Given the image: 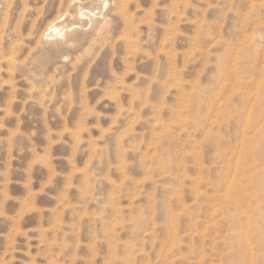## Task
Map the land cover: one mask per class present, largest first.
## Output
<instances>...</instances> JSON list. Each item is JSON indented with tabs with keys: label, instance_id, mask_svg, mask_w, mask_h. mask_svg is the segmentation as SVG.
I'll return each instance as SVG.
<instances>
[{
	"label": "rangeland",
	"instance_id": "rangeland-1",
	"mask_svg": "<svg viewBox=\"0 0 264 264\" xmlns=\"http://www.w3.org/2000/svg\"><path fill=\"white\" fill-rule=\"evenodd\" d=\"M103 1L0 0V264H264V0Z\"/></svg>",
	"mask_w": 264,
	"mask_h": 264
},
{
	"label": "bare ground",
	"instance_id": "bare-ground-1",
	"mask_svg": "<svg viewBox=\"0 0 264 264\" xmlns=\"http://www.w3.org/2000/svg\"><path fill=\"white\" fill-rule=\"evenodd\" d=\"M72 1V0H71ZM77 1V0H76ZM115 1H117V6H116V8H115V11H119L120 12V15H121V12L123 11V9L127 6V2H126V0H124V1H122V0H115ZM81 2H82V0H81ZM96 2H97V0H96ZM71 3V2H70ZM72 3H74V2H72ZM98 3V2H97ZM103 3L104 4H108L107 3V0H104L103 1ZM101 7V6H100ZM67 13V12H66ZM65 13V14H66ZM94 17H96L95 16V14H94V10L92 11V10H83V9H78V10H76L75 11V18L77 19V21H79V22H83L84 20H88L89 21V24H91V26H94V29L96 28L95 27V25H96V23H97V20L94 18ZM105 17V16H104ZM62 18L63 17H59L58 19H55V21H53L50 25H48L47 27H48V29L46 30V35H45V37H49V36H53V37H56V36H60L61 35V37L62 38H65L66 37V33L67 32H65L64 30H65V26H62V25H60L58 22H56L57 20H62ZM99 21V20H98ZM85 22V21H84ZM105 23V22H104ZM88 24V25H89ZM99 24V23H98ZM110 25V24H109ZM108 25V26H109ZM103 27V26H102ZM101 27H98V28H96L95 30H97L98 32L99 31H101L102 30V28L100 29ZM42 38V37H41ZM44 40H45V38H44ZM73 40H71V39H69V40H66L65 42L66 43H70V42H72ZM75 41V40H74ZM12 60V59H11ZM11 60H8V62L10 63V62H12ZM40 62V61H39ZM45 63V62H44ZM240 63V62H239ZM223 64H224V73H228V69H227V67H226V65H228V61H226V60H224L223 61ZM251 64V63H250ZM45 65V64H44ZM239 65V64H238ZM11 66V65H10ZM37 66V65H36ZM220 66V65H219ZM39 67V66H38ZM43 67V66H42ZM238 68V67H237ZM240 68V67H239ZM238 68V69H239ZM252 68V67H251ZM262 68V67H261ZM38 69V68H37ZM247 69V68H246ZM40 70H42V69H40ZM256 70V68H254V66H253V69H252V72L253 71H255ZM261 70V69H260ZM242 71H245V70H242ZM253 74H255V73H253ZM245 78V77H244ZM221 79H222V77H221ZM250 79V78H249ZM263 78L261 77V79H258L257 81H256V84H258L259 85V83H260V81L259 80H261L262 82H263V80H262ZM245 80H246V78H245ZM259 81V82H258ZM245 82V81H244ZM258 82V83H257ZM227 83V82H226ZM264 83V82H263ZM263 83H261V85H257L258 87H259V89H260V87L262 88V86H263ZM230 84V83H229ZM253 84V82H250V85H252ZM255 84V85H256ZM229 88V87H228ZM254 89H255V86H254ZM226 90V89H225ZM228 90V89H227ZM251 90V89H250ZM257 90V89H256ZM261 90V89H260ZM255 91V90H254ZM253 92V91H252ZM246 94V93H245ZM258 94V93H257ZM254 96V95H253ZM247 97V96H246ZM249 97V96H248ZM247 97V98H248ZM255 97V96H254ZM258 97V95H256V98ZM230 98V97H229ZM256 98H254L253 99V101L256 99ZM263 98V97H262ZM250 101H252V99L250 100ZM260 102V101H259ZM241 105L243 106H245V105H247L248 103L246 102V100H242L241 102ZM254 103V102H253ZM253 103H251L250 105H252ZM260 104V103H259ZM261 104L262 105H264V100L261 102ZM251 110V109H250ZM250 113V112H249ZM250 115H252V113H250ZM249 118L248 119H250V117H254V118H256V115L254 116V114H253V116H248ZM244 127H246V126H244ZM248 129V128H247ZM248 237V236H247ZM245 238L246 240L248 239V238ZM253 249V248H252ZM251 250V249H250ZM254 250V249H253ZM252 252V251H251ZM254 256V255H253Z\"/></svg>",
	"mask_w": 264,
	"mask_h": 264
}]
</instances>
